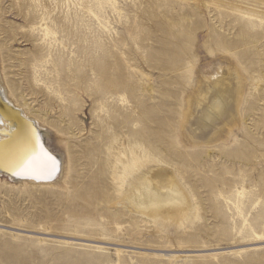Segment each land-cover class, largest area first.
Wrapping results in <instances>:
<instances>
[{"label": "rangeland", "instance_id": "obj_1", "mask_svg": "<svg viewBox=\"0 0 264 264\" xmlns=\"http://www.w3.org/2000/svg\"><path fill=\"white\" fill-rule=\"evenodd\" d=\"M0 80L67 161L53 187L0 176V264H264V0H0ZM126 130L186 192L184 222L113 207L106 179L92 200L100 137Z\"/></svg>", "mask_w": 264, "mask_h": 264}, {"label": "bare ground", "instance_id": "obj_2", "mask_svg": "<svg viewBox=\"0 0 264 264\" xmlns=\"http://www.w3.org/2000/svg\"><path fill=\"white\" fill-rule=\"evenodd\" d=\"M110 83L113 87L120 84L117 79ZM213 88L214 93L205 107V113H201V124L218 117L227 108V86L225 88L220 83L217 90ZM206 91L211 93L209 89ZM202 95L200 92L196 95V106L201 107L203 104ZM26 108V103H18L0 80V176L8 182L25 183L36 188L57 186L65 180L66 158L46 144L50 135L48 128L40 125L38 118ZM61 111L66 113L70 109L64 107ZM51 127L55 131L64 129V126L59 128L58 124H52ZM136 133L138 132L129 133L126 130L123 135H119L117 131L109 140L105 135L100 137V148L96 153L99 160L97 176L88 189L92 200L100 201L102 197H106L97 190L107 187L108 180L117 195V201L112 203L113 207H124L131 214L143 216L150 221L159 219L167 223L184 222L195 211L193 204L184 189L176 183L175 175L161 167L166 162L156 158L154 151ZM81 135L71 138L82 139ZM118 136L124 138L127 151L118 147ZM64 138L67 139L65 136ZM151 162L156 164L153 169L145 166ZM90 165H96L94 158H91ZM111 190L109 186V192ZM120 252L121 250H117V253Z\"/></svg>", "mask_w": 264, "mask_h": 264}, {"label": "water", "instance_id": "obj_3", "mask_svg": "<svg viewBox=\"0 0 264 264\" xmlns=\"http://www.w3.org/2000/svg\"><path fill=\"white\" fill-rule=\"evenodd\" d=\"M19 179H21V178H19Z\"/></svg>", "mask_w": 264, "mask_h": 264}]
</instances>
